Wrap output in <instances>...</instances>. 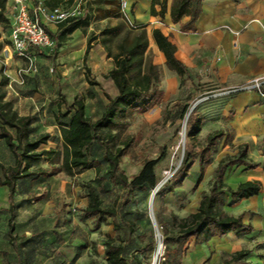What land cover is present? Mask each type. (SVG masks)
Returning a JSON list of instances; mask_svg holds the SVG:
<instances>
[{
    "label": "rangeland",
    "instance_id": "obj_1",
    "mask_svg": "<svg viewBox=\"0 0 264 264\" xmlns=\"http://www.w3.org/2000/svg\"><path fill=\"white\" fill-rule=\"evenodd\" d=\"M75 1L80 3V0ZM249 1L251 10L264 11V0ZM64 6L71 5L66 2ZM81 8L83 14L85 9H92L89 24L68 35L53 50L33 49L36 71L25 77L24 85L18 84L17 80L19 71L27 69L28 63L14 50L10 26L0 24V76L9 77V84L1 89L6 94L5 101L10 103L12 111L21 109L28 112L24 101L29 100L24 98L35 96L39 99L36 100L38 110H32L48 127L45 130L51 133L55 131L53 126L58 116L64 123L70 121V117L63 118L62 115H68L67 106L76 97L85 100L86 113L92 121L103 114L108 103L106 94L114 98L119 94L109 78L119 45L125 37L133 39L141 29L127 21L121 11V0L115 6L101 5L99 0H91L90 4L83 0ZM255 25H251L249 30H253ZM115 28L118 29L116 35L103 33L105 29L112 31ZM145 31L149 37L150 28H145ZM53 33H58V30H53ZM89 43L91 49L87 55ZM146 61L157 67L164 98L150 112L134 113L123 120L122 138H132L133 144L122 160L121 169L132 179L142 171L146 162H154L158 187L133 189L126 196L124 186L110 180L109 166L105 163L100 175L93 170L79 176L61 171L50 177L42 176L41 180L29 179L27 187L33 192L32 202H16L13 240L7 234L10 218L8 195L0 192V264H19L14 251L23 247H27V251L35 247L49 251L54 260L45 264H107L103 252L108 235L117 237V242L124 245L129 264H169L162 258L155 262L159 241L154 252L145 249L157 235L162 238L159 221L170 223L174 214L186 217L197 211L202 194L211 187L215 166L208 168L198 187L201 174L198 160L186 177L178 179L174 175L182 167L185 153L203 145L206 137L217 130H223L231 141L229 144L225 143V138L220 141L214 160L234 154L240 144L248 143L251 159L261 164L255 170L233 167L226 174V183L233 189L246 181L258 180L262 183L261 193L251 199L234 202L229 196L225 197L226 210L235 216L243 214L245 223L252 224L255 231L247 236L227 235L213 240L208 247H199L191 242L179 264H264V108L253 103L242 113L243 106L237 105L239 98L257 93L248 90L222 95L245 84L227 87L221 82L218 66L214 62L201 64L190 78L175 79V74L166 68L158 47L150 41ZM87 69L91 70L90 77L87 76ZM62 96L66 104L62 103ZM58 101H61L60 109L56 105ZM175 101H181L183 107L171 109ZM43 103L46 105L42 106ZM186 105L189 107L187 112ZM57 111L58 116L54 119ZM193 112L200 120V133L188 138V122ZM47 113L51 116L50 120H45ZM40 135L43 134H39L38 130L32 138ZM50 140L42 149L50 148L63 155L64 147L57 139L54 142ZM118 143H121V138ZM59 147L62 149L59 150ZM90 151L92 157L99 158L104 152L97 143L91 146ZM175 161L178 165L173 166ZM0 162L5 166L14 164L13 155L5 142L0 145ZM55 167H62L61 162ZM40 169L52 173L53 167L42 159L35 163L32 171L38 173ZM88 184L98 191L104 207L117 209L118 222L123 226H120L119 233L113 229L112 218L101 224L96 218L83 219ZM165 185L172 186L174 190L158 193ZM124 221L131 225H125ZM4 250L11 252V256L6 257ZM241 251L247 254L241 260H234ZM49 258L42 257L38 264Z\"/></svg>",
    "mask_w": 264,
    "mask_h": 264
},
{
    "label": "trees",
    "instance_id": "obj_2",
    "mask_svg": "<svg viewBox=\"0 0 264 264\" xmlns=\"http://www.w3.org/2000/svg\"><path fill=\"white\" fill-rule=\"evenodd\" d=\"M75 0H46L47 6L55 8L64 6L66 2L70 5ZM91 0H86L90 4ZM118 0H99L101 5L110 4L115 6ZM168 0H151V15L164 18L168 10ZM9 0H0V24L9 25L11 19L8 15ZM203 11V0H172L171 19L175 24H180L182 32L196 33L197 22ZM92 17V9L87 8L83 16L76 20H69L59 25L58 33L50 32L55 40V46H60L68 35L86 27ZM146 27H141L133 39L125 37L119 45V51L114 57V67L109 72V78L113 81L118 96L116 98L106 94L108 103L103 114L92 121L86 113V104L83 98L76 97L72 104H68V123L57 117L61 125V137L64 143V153L53 150L42 149L51 139L49 134H43L33 139L31 126L33 119L30 116H19L17 112L9 109L10 103L5 101L6 94L1 92L2 87L9 84V77L0 76V139L3 140L13 154L14 164L5 166L0 162V188L8 189V201L10 203L8 235L15 238V218L18 182L21 179L32 178L37 180L40 176H53L58 172L65 171L69 175L79 172L93 170L97 175L103 171V164L109 166L108 175L112 182L121 183L127 190L126 196L133 189H156L159 185L155 172V163L146 162L142 171L130 179L121 169V163L133 144V139L122 138L124 129L123 120L134 113H147L158 106L164 98V92L160 89L161 78L157 67L146 61L149 48L150 36L147 37ZM105 35H116L118 29L112 31L105 29ZM154 44L165 57V66L173 74L181 78H190V69L177 57V46L169 36L165 35L160 28L152 31ZM91 49L89 43L87 55ZM86 60V59H85ZM91 70L87 69L90 77ZM62 103L66 100L62 96ZM183 107L181 101L171 104V109ZM187 110L189 107L184 106ZM188 138H194L200 133V120L193 112L190 116ZM121 138V143L118 140ZM225 138L229 144L231 138L223 131L217 130L206 137L203 145L197 149H189L185 153L182 167L175 173L176 178H184L188 175L191 167L198 160L200 164V177L196 187L200 185L208 168L213 164V156L220 141ZM97 143L104 152L101 158L92 157L91 146ZM46 159L53 167L52 173L46 169H40L39 173L33 172L32 168L36 162ZM61 162L62 167H55ZM261 166L260 163L251 159L248 143H242L237 147L234 154L222 157L215 169L213 182L210 189L202 194L199 207L196 212L186 217L172 215L170 223L159 221L158 228L162 232V241L165 246V261L169 264L181 263L186 255L191 242L196 245L208 244L214 238H223L230 234L247 236L255 231L252 224L244 221V215H232L226 210L225 197L229 196L234 202L251 199L259 195L263 189L260 181H246L240 183L233 189L226 183V174L230 168L245 167L255 170ZM87 206L83 209V219L96 218L98 224L104 223L108 218L113 219V229L119 233L121 230L118 222V211L116 208L104 207L98 191L90 184L86 185ZM172 186L159 189L158 193L172 192ZM125 225L131 223L124 221ZM124 225V226H125ZM118 238L107 236L104 243V254L107 264H129L125 257L126 248L117 242ZM157 238H153L145 251L154 252L157 248ZM247 253L241 251L235 256L236 261L241 260Z\"/></svg>",
    "mask_w": 264,
    "mask_h": 264
},
{
    "label": "crops",
    "instance_id": "obj_3",
    "mask_svg": "<svg viewBox=\"0 0 264 264\" xmlns=\"http://www.w3.org/2000/svg\"><path fill=\"white\" fill-rule=\"evenodd\" d=\"M130 2L131 16L135 25L150 28V42L153 45L152 31L160 28L176 44L178 49L177 57L190 69L191 74L196 72L201 64L214 62L218 66L221 82L226 83L227 87L246 85L255 79H261L263 83L261 90H252L257 95L248 93L249 95L238 99L237 105L243 106L242 113L247 109L248 105L253 103H258L264 108V11L258 12L256 8L251 10L249 0H203V11L197 22V32L184 33L180 28V24H175L171 19L172 0H168V10L164 18L151 15V0H130ZM11 3L9 1V7ZM8 15L11 18L10 9L8 10ZM253 24H256L254 29L249 30ZM47 29L53 32V30H58L59 26L47 25ZM236 32H240V34L236 35ZM161 58H163L165 64L166 60L162 52ZM177 78L181 77L175 74V79ZM24 99L29 100L28 102L24 101L25 107L29 111L22 112L20 109L17 113L19 116H30L33 119L31 136L39 130V134H49L51 136L50 142H54L57 139L59 144H61L60 146L64 147L61 137V125L55 120L53 126L55 131L51 133L45 130L48 127L40 122L41 118L39 115L35 116L32 110H38L36 100L39 99L35 96ZM44 105L46 103H43L42 106ZM56 105L59 109L62 108L61 101H58ZM59 109L58 111H60ZM58 111L54 113V119L58 116ZM44 117H46L45 120L51 119L48 113ZM3 142L0 139V145H3ZM61 149L62 147H59V150ZM49 150L51 149L49 148ZM221 158L214 160L213 157V164L210 167L212 168L213 165L216 167ZM48 163L49 161L46 160V164ZM85 172L77 171L75 175L79 176ZM42 178L44 177L40 176L37 180ZM29 179L33 180L26 178L18 182L15 203L18 200L32 202L33 192L27 187L28 182L30 183ZM0 192H6L8 195V189L5 187L0 188ZM9 208L10 205L7 209L9 210ZM216 239L220 240L219 238H214L208 244L198 246L208 247ZM26 248L23 247L14 251L19 264H38L44 256L50 258L42 261V264L51 263L54 260L49 251H45V249L41 248L38 250L35 247L27 251ZM8 250L3 252L6 257L11 256V252Z\"/></svg>",
    "mask_w": 264,
    "mask_h": 264
},
{
    "label": "built area",
    "instance_id": "obj_4",
    "mask_svg": "<svg viewBox=\"0 0 264 264\" xmlns=\"http://www.w3.org/2000/svg\"><path fill=\"white\" fill-rule=\"evenodd\" d=\"M11 3L10 15V38L15 52L27 63V69L19 71L18 84L24 85L25 77L36 71L33 49L53 50L55 41L52 38L47 25L59 26L69 20H76L83 16L81 3L75 1L71 6H59L50 8L46 0H9ZM121 11L124 13L127 21L134 27H137L132 20L131 5L127 0H121ZM236 35L240 32H236ZM11 85V84H10ZM263 83L261 79H255L245 85L222 95L233 94L239 91L261 90ZM158 251L155 262L159 259L165 260V246L160 235H157Z\"/></svg>",
    "mask_w": 264,
    "mask_h": 264
},
{
    "label": "bare ground",
    "instance_id": "obj_5",
    "mask_svg": "<svg viewBox=\"0 0 264 264\" xmlns=\"http://www.w3.org/2000/svg\"><path fill=\"white\" fill-rule=\"evenodd\" d=\"M176 165H178V161H175L173 164V166H176Z\"/></svg>",
    "mask_w": 264,
    "mask_h": 264
},
{
    "label": "water",
    "instance_id": "obj_6",
    "mask_svg": "<svg viewBox=\"0 0 264 264\" xmlns=\"http://www.w3.org/2000/svg\"><path fill=\"white\" fill-rule=\"evenodd\" d=\"M192 110H193V109H192ZM192 110H191V112H192ZM191 112H190V113H191Z\"/></svg>",
    "mask_w": 264,
    "mask_h": 264
}]
</instances>
